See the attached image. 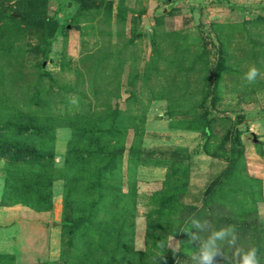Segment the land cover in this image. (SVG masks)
<instances>
[{"label": "rangeland", "instance_id": "rangeland-1", "mask_svg": "<svg viewBox=\"0 0 264 264\" xmlns=\"http://www.w3.org/2000/svg\"><path fill=\"white\" fill-rule=\"evenodd\" d=\"M252 65L260 76L248 84ZM34 116L55 127L56 176L75 127L119 123L123 182H135L133 249L148 254L137 263L191 264L197 243L144 238L153 196L185 169L181 202L208 198V221L234 226L264 264V0H0V141L39 147ZM138 143L147 157L129 165ZM62 189L55 179L49 211L0 203V255L76 264L84 249L63 229Z\"/></svg>", "mask_w": 264, "mask_h": 264}, {"label": "trees", "instance_id": "trees-1", "mask_svg": "<svg viewBox=\"0 0 264 264\" xmlns=\"http://www.w3.org/2000/svg\"><path fill=\"white\" fill-rule=\"evenodd\" d=\"M110 120L108 116L105 121L73 129L59 176L55 175L53 167L50 134L55 127L51 119L34 116L26 121L31 130L41 135L37 148L19 149L13 140L5 138L0 141V158L6 161L1 170L0 203L9 206L21 204L35 212L49 211L52 182L61 179L63 229L84 249L83 254L76 258V264H139L137 260L148 258L146 252L133 249L135 182H123L122 128L119 123ZM128 154L129 165L144 164L139 154L147 157L139 143L136 148L131 145ZM183 170H174L172 175L180 172L179 177L167 179L163 190L153 196L157 210L155 218L151 219L149 215L145 222L147 247L148 240L155 239L153 246L156 247L161 238L172 236L178 239L180 249L190 248L188 244L184 245V241L189 239L185 231L187 226L191 228L190 218L209 220L204 216V213L212 212L208 198L201 201L199 208L181 202L187 185ZM174 217L179 219L177 225L172 220ZM223 220L220 218L217 221ZM240 222L237 224L239 227L246 226L245 221ZM201 235L204 236V233ZM0 264L14 262L11 256L0 255Z\"/></svg>", "mask_w": 264, "mask_h": 264}, {"label": "clouds", "instance_id": "clouds-1", "mask_svg": "<svg viewBox=\"0 0 264 264\" xmlns=\"http://www.w3.org/2000/svg\"><path fill=\"white\" fill-rule=\"evenodd\" d=\"M260 76L259 69L250 66L244 74L243 79L248 84H253ZM72 103H78V98ZM191 229L185 231L191 242L198 244L196 251L191 256V264H216L218 259L225 264H261L258 256V248L252 243H238L236 229L232 225L215 228L208 220L190 218ZM206 233V236H202ZM231 249L229 257L224 255V247Z\"/></svg>", "mask_w": 264, "mask_h": 264}]
</instances>
